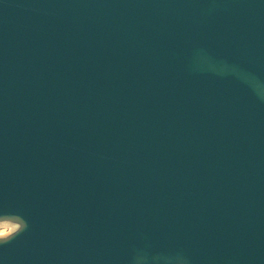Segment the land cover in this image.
Listing matches in <instances>:
<instances>
[{"label": "water", "instance_id": "obj_1", "mask_svg": "<svg viewBox=\"0 0 264 264\" xmlns=\"http://www.w3.org/2000/svg\"><path fill=\"white\" fill-rule=\"evenodd\" d=\"M0 264H264V0H0Z\"/></svg>", "mask_w": 264, "mask_h": 264}, {"label": "clouds", "instance_id": "obj_2", "mask_svg": "<svg viewBox=\"0 0 264 264\" xmlns=\"http://www.w3.org/2000/svg\"><path fill=\"white\" fill-rule=\"evenodd\" d=\"M28 228V221L23 215L19 213L0 214V246L8 244Z\"/></svg>", "mask_w": 264, "mask_h": 264}]
</instances>
